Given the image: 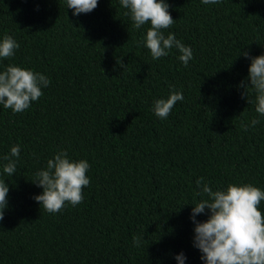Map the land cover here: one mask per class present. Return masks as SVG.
Here are the masks:
<instances>
[{
	"label": "trees",
	"instance_id": "1",
	"mask_svg": "<svg viewBox=\"0 0 264 264\" xmlns=\"http://www.w3.org/2000/svg\"><path fill=\"white\" fill-rule=\"evenodd\" d=\"M166 2L175 23L164 34L192 48L187 67L175 48L154 60L138 43L150 24L133 27L120 0L79 16L67 0H0V39L20 44L0 71L14 64L51 80L22 113L0 105V172L21 148L17 173L0 176L9 185L0 264H178L181 252L204 264L190 218L203 198L196 180L264 189V116L238 87L251 63L240 53L264 54V0ZM171 86L184 99L161 120L153 103ZM60 150L90 163V186L81 204L49 213L32 180Z\"/></svg>",
	"mask_w": 264,
	"mask_h": 264
},
{
	"label": "clouds",
	"instance_id": "2",
	"mask_svg": "<svg viewBox=\"0 0 264 264\" xmlns=\"http://www.w3.org/2000/svg\"><path fill=\"white\" fill-rule=\"evenodd\" d=\"M99 0H67V8L74 10L73 15L87 14L98 7ZM222 0H202L203 4H219ZM126 9L125 15L132 21L133 27L140 29L150 24L146 36L138 43L150 50L151 57L159 60L169 55L172 49L179 52L178 59L187 67L194 58L193 50L178 40L174 33L167 36L164 30L169 29L175 19L172 17L169 3L166 0H120ZM20 44L11 35L0 39V59L15 55ZM251 60L248 77L238 87L244 89L242 98L248 103H255V111L264 116V54L252 56L247 51L240 55ZM118 64L124 69L121 61ZM250 80V83L247 81ZM51 80L43 73L18 65L9 64L0 71V105L14 113L29 109L32 102L38 101ZM167 98L157 99L153 103L154 114L161 120L167 119L178 101H183L182 91H175V86ZM255 94V99L250 95ZM260 120L253 118L249 124L242 122L248 131L255 128ZM20 145L11 147L10 153L3 157L7 161L2 167L0 176L12 177L17 173L20 157ZM91 165L86 159L73 160L67 150H60L49 158L44 169L35 173L32 180L43 192L34 196L41 207L49 213L62 211L66 204L73 207L84 201L83 189L90 186L87 175ZM205 178L196 180L199 188L197 195L203 197L193 205L191 220L194 227L193 246L201 252L204 264H264V212L261 202L264 201V189L252 183H230L226 189H217L204 182ZM9 185L6 179H0V221L4 219L8 207ZM184 206V205H183ZM182 206V207H183ZM181 207V208H182ZM209 210L204 221L196 219L197 215ZM134 246L141 245V237H133ZM178 264H185L186 255L181 252L175 256Z\"/></svg>",
	"mask_w": 264,
	"mask_h": 264
}]
</instances>
